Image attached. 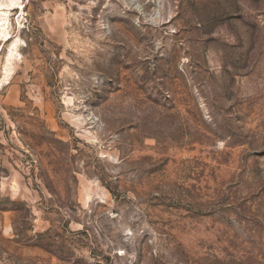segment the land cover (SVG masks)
<instances>
[{"label": "rangeland", "instance_id": "1", "mask_svg": "<svg viewBox=\"0 0 264 264\" xmlns=\"http://www.w3.org/2000/svg\"><path fill=\"white\" fill-rule=\"evenodd\" d=\"M0 2V264H264V0Z\"/></svg>", "mask_w": 264, "mask_h": 264}, {"label": "bare ground", "instance_id": "2", "mask_svg": "<svg viewBox=\"0 0 264 264\" xmlns=\"http://www.w3.org/2000/svg\"><path fill=\"white\" fill-rule=\"evenodd\" d=\"M4 4H2L0 2V16H2L3 18H0V45L1 44H6L8 42H10V37H9V32H8V25H9V11H11V9L13 7H7V6H3ZM12 58V54L10 55ZM11 58L8 59V61H11ZM10 64V63H9ZM8 64V66H9ZM7 70V69H6ZM6 73H8V71H6ZM3 84H7V82L5 80L0 81V88L2 87Z\"/></svg>", "mask_w": 264, "mask_h": 264}]
</instances>
